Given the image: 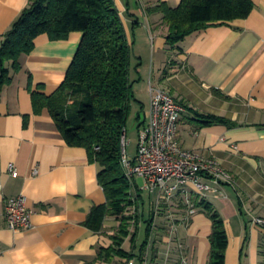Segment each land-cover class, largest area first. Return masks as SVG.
Segmentation results:
<instances>
[{
    "label": "crops",
    "instance_id": "crops-1",
    "mask_svg": "<svg viewBox=\"0 0 264 264\" xmlns=\"http://www.w3.org/2000/svg\"><path fill=\"white\" fill-rule=\"evenodd\" d=\"M251 1L254 10L247 19L194 33L171 52L169 26L162 13L150 10L161 2L177 8L182 0H115L133 48L131 81L148 82L146 89L141 82L133 85L141 105L138 118L145 113L142 126L150 115L151 87L166 91L183 108L180 146L213 156L236 182L219 186L204 179L210 186L204 195L189 186L188 195L167 202L158 191H142L143 181L136 179L133 193L140 200L129 214L139 217L138 227L130 228L122 247L129 258L101 257L114 246L119 220L107 218L99 233L86 226L91 210L107 203L100 166L90 161L86 149L67 144L48 109L38 115L34 111L31 80L32 88L43 84L47 95L54 93L83 34L74 32L64 41L43 34L35 40L34 51L20 58L21 71L11 70L13 81L0 94V264H208L213 223L197 207L202 201L225 221L226 264H264V228L253 222L264 220V0ZM28 3L0 0V48ZM198 113L230 123L202 126ZM21 195L33 210V228L14 231L6 201Z\"/></svg>",
    "mask_w": 264,
    "mask_h": 264
},
{
    "label": "trees",
    "instance_id": "trees-1",
    "mask_svg": "<svg viewBox=\"0 0 264 264\" xmlns=\"http://www.w3.org/2000/svg\"><path fill=\"white\" fill-rule=\"evenodd\" d=\"M253 10L251 0H182L177 8L161 2L150 11L163 14L169 26L167 45L175 50L190 35L215 24L247 19ZM74 32L82 33L83 39L59 88L47 95L43 84L32 88L31 80L34 111L38 115L48 109L67 144L86 149L90 161L101 168L99 183L107 203L91 210L86 226L99 233L107 218L120 221L114 246L104 249L101 257H133L122 248L133 222L138 225L139 221L129 210L138 205L140 195L135 198L122 161V139L134 100L133 48L115 0H29L0 48V94L13 81L11 70L21 71L20 58L34 51L40 35L64 41ZM197 115L202 126L230 123L216 116ZM196 205L213 223L208 264H226L229 236L223 217L207 201ZM136 235L132 233L133 242ZM261 249L264 257V241Z\"/></svg>",
    "mask_w": 264,
    "mask_h": 264
},
{
    "label": "built area",
    "instance_id": "built-area-1",
    "mask_svg": "<svg viewBox=\"0 0 264 264\" xmlns=\"http://www.w3.org/2000/svg\"><path fill=\"white\" fill-rule=\"evenodd\" d=\"M150 115L140 131L138 154L131 160L127 153L126 133L123 135V166L132 184L143 181L142 191L159 192V199L171 202L177 194L189 193L186 188L194 186L203 194L210 186L203 182L211 180L215 185L235 186L234 176L211 155L184 149L177 141L183 108L166 91L151 87ZM12 175L17 174L14 165L9 166ZM3 185L0 180V193ZM33 210L25 196L6 201V217L10 229L31 230ZM264 228V220L255 219Z\"/></svg>",
    "mask_w": 264,
    "mask_h": 264
},
{
    "label": "rangeland",
    "instance_id": "rangeland-1",
    "mask_svg": "<svg viewBox=\"0 0 264 264\" xmlns=\"http://www.w3.org/2000/svg\"><path fill=\"white\" fill-rule=\"evenodd\" d=\"M148 44L150 45V48H151L152 43L149 42ZM172 50L173 49H171V52H172ZM169 58H170V55L168 54V56H166V58H164V60L167 62ZM135 60L136 61L138 60V63H140V60L137 59L136 57L133 58V61H135ZM136 81L137 82H135V83L133 82V85L138 86L139 83L141 82V80H139V78H138ZM140 85L142 86V88L145 87V89H146L148 82L142 81ZM133 103H134V105H133V108L131 109L129 118L127 120V125H126L127 153H128V156L130 157L131 160H134L137 157L138 147H139V142H140V131L143 128L142 123L145 119V113L144 112L142 113L141 118L138 119L139 106H141V105L136 99L133 100ZM137 181H138V183L141 182L139 179ZM162 212L164 213L163 216H165V217L169 216L170 219L173 220L168 211H162ZM131 214H132V212H131ZM137 226L138 225H136V224L132 225V227H131L132 232Z\"/></svg>",
    "mask_w": 264,
    "mask_h": 264
}]
</instances>
